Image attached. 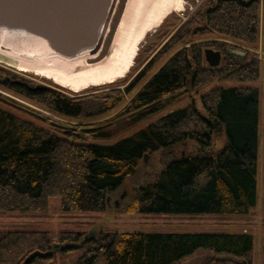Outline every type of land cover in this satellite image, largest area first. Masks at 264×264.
I'll list each match as a JSON object with an SVG mask.
<instances>
[{
    "label": "trees",
    "instance_id": "trees-1",
    "mask_svg": "<svg viewBox=\"0 0 264 264\" xmlns=\"http://www.w3.org/2000/svg\"><path fill=\"white\" fill-rule=\"evenodd\" d=\"M261 0H204L189 17L164 34L168 16L145 44L136 62L146 63L124 88L71 96L62 90L19 80L0 67V86L55 114L90 119L110 112L147 82L114 117L110 129L95 123L68 126L0 94V215L46 214L58 196L65 212H100L113 206L124 212L243 215L256 202L259 92L252 87L217 88L202 96L205 113L194 102L158 116L113 144L90 141L124 133L147 117L164 111L175 99L213 80L251 81L260 76L261 59L247 49L206 36L229 37L253 45L260 33ZM163 39V40H162ZM162 40V42H161ZM264 41V38H263ZM222 51L221 64L211 67L205 49ZM167 60H165V58ZM165 60V61H164ZM164 61V62H163ZM176 93V94H174ZM19 110V111H18ZM27 111L48 123L25 119ZM69 124V123H68ZM223 135L219 147V137ZM159 153L162 168L128 197L114 194L135 179L141 163ZM58 240L82 234L61 230ZM54 240L47 229H12L0 234V264H31L52 258ZM79 264H176L200 249L213 250L204 264H252L253 236L248 233L111 232L85 238ZM34 257L26 261L30 254ZM264 264V256H263Z\"/></svg>",
    "mask_w": 264,
    "mask_h": 264
},
{
    "label": "rangeland",
    "instance_id": "rangeland-1",
    "mask_svg": "<svg viewBox=\"0 0 264 264\" xmlns=\"http://www.w3.org/2000/svg\"><path fill=\"white\" fill-rule=\"evenodd\" d=\"M114 1V0H113ZM204 0H185V9L182 12H173L169 15V22L164 26V34L170 33L172 29L177 27L189 15H191ZM126 0H115L112 14L109 18V33L112 32L117 23ZM260 33L258 40L253 45H248L229 37L223 36H206L200 38V41H221L237 46L236 49H247L255 53L261 59L260 76L257 80L251 81H226L213 80L197 91L186 92L185 95L172 101L164 111L151 117H147L140 124L134 125L124 133L109 138H102L90 141L95 143L113 144L121 138L129 135L140 127L150 123L158 118V116L169 113L179 108H183L194 102L197 108L205 113L202 104V96L215 90L217 88H233V87H252L258 89L259 92V122H258V138H257V176H256V202L248 213L243 215H221V214H176V213H152V212H124L119 208L113 206L100 212H65L61 206V199L58 196L51 197L49 200V208L46 214L28 213L26 216H20L16 212H9L5 215H0V234L12 229H47L50 230L54 240V249L52 258L37 257L31 264H79V259L87 247H78L75 249H66L65 247L71 245L81 246L85 238L98 236L102 233L111 232H143V233H248L253 236V249L249 256L237 257L230 254L223 253L222 256H231L240 260L251 259L252 264H263L264 256V0L260 4ZM158 30V29H157ZM156 32V31H155ZM151 33L145 44L158 42L159 38L152 37ZM163 40V39H162ZM161 40V42H162ZM144 55L138 62L134 69L128 74L126 78H122L116 83L101 87H92L82 93H75L65 87L56 84L51 79L39 76L32 72H21L9 63L0 60V67L7 69L13 73L21 76H26L34 84H42L48 87H53L71 96H80L90 93L103 91L110 86L124 88L125 85L131 81L146 63ZM168 57L165 58L167 60ZM147 59V58H146ZM164 60V61H165ZM163 61V62H164ZM163 64V63H162ZM161 64V65H162ZM160 65V66H161ZM154 70L142 81V83L126 97V100L120 107L107 112L105 114L96 116L90 119H73L67 118L49 111L33 101L0 86V94L16 101L23 108L27 110L39 111L60 123L74 127L77 124L95 123L97 126H106L110 129L116 119L115 116L124 108V106L131 100V98L138 92V90L147 82ZM0 106L8 107L0 101ZM19 111V110H18ZM19 115L25 119L31 120L38 125L48 127V123L27 111L19 112ZM69 123V124H68ZM223 135L219 137V147L221 146ZM141 170L139 175L133 180H127L122 187L114 194V200H120L123 194L131 197L137 192L140 185L151 181L157 176V173L162 168L159 153H155L151 159L147 158L145 162L141 163ZM61 230L75 231L82 234L79 240L64 241L58 240V233ZM213 250L200 249L193 255L184 258L176 264H204V262L214 255ZM97 264H107L105 258H101Z\"/></svg>",
    "mask_w": 264,
    "mask_h": 264
},
{
    "label": "bare ground",
    "instance_id": "bare-ground-1",
    "mask_svg": "<svg viewBox=\"0 0 264 264\" xmlns=\"http://www.w3.org/2000/svg\"><path fill=\"white\" fill-rule=\"evenodd\" d=\"M185 3V0H126L109 33L114 0L97 46L73 57L56 51L39 36L0 26V60L21 72L51 79L75 93L113 84L128 76L147 37L170 14L182 12Z\"/></svg>",
    "mask_w": 264,
    "mask_h": 264
},
{
    "label": "water",
    "instance_id": "water-1",
    "mask_svg": "<svg viewBox=\"0 0 264 264\" xmlns=\"http://www.w3.org/2000/svg\"><path fill=\"white\" fill-rule=\"evenodd\" d=\"M113 0H0V26L39 36L56 51L73 57L97 46ZM229 52L245 55L233 48ZM211 67L221 64L222 51L205 49ZM37 84L34 89H43ZM176 94V93H174ZM29 255L26 261L33 258Z\"/></svg>",
    "mask_w": 264,
    "mask_h": 264
},
{
    "label": "flooded vegetation",
    "instance_id": "flooded-vegetation-1",
    "mask_svg": "<svg viewBox=\"0 0 264 264\" xmlns=\"http://www.w3.org/2000/svg\"><path fill=\"white\" fill-rule=\"evenodd\" d=\"M18 79L19 80H22V81H24L26 83H28V81H30L26 76H21V75H19V78Z\"/></svg>",
    "mask_w": 264,
    "mask_h": 264
}]
</instances>
